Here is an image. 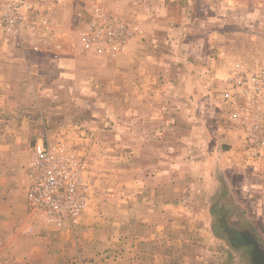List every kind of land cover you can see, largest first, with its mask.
<instances>
[{"label":"rangeland","instance_id":"rangeland-1","mask_svg":"<svg viewBox=\"0 0 264 264\" xmlns=\"http://www.w3.org/2000/svg\"><path fill=\"white\" fill-rule=\"evenodd\" d=\"M15 1L10 14L0 0V39L16 70L2 76L16 86L8 96L30 101L18 107L33 120L22 167L34 144H61L81 176L77 219L91 197L121 199L133 180L131 194L167 213L156 226L178 230L176 246L249 264L218 221L225 212L227 226H248L264 246V0ZM117 199L98 208L122 210ZM109 221L117 249L102 258L117 261L121 230L139 220Z\"/></svg>","mask_w":264,"mask_h":264},{"label":"crops","instance_id":"crops-1","mask_svg":"<svg viewBox=\"0 0 264 264\" xmlns=\"http://www.w3.org/2000/svg\"><path fill=\"white\" fill-rule=\"evenodd\" d=\"M4 45L6 42L0 39V264H225L231 262L225 260V257L222 258L225 254H220L221 252L218 253L221 258L212 260L204 258L202 256L204 247L199 244L193 246L184 241L176 246L172 235L178 230L172 226L163 227L161 222H159L160 226H156L157 221L168 217L167 213L148 208L151 202L146 192L142 195L131 194L130 187L135 185L133 180L123 181L126 189L121 199H117L113 194H109V197L106 194L107 196L102 200L91 197L87 210L72 224L67 222L51 224L43 214L30 210L26 194L22 191L23 183L29 182L27 166L22 167L19 157L28 154L26 140L32 131L29 123H33V120L31 115L26 114L27 110H22L25 114L18 111V107L21 108L23 105L27 107L30 101L18 103L15 95L8 96V91H12V88L16 92V86L11 78L3 81L2 76L16 74V70L9 64L8 58L11 57L12 52H8L9 49L6 51ZM162 87L163 85L159 84L156 88L157 92L160 88L162 90ZM173 111L175 116L180 115V112L183 113L176 108ZM125 171H131V168L127 166ZM153 176L155 177L154 173ZM139 187L143 190L145 188V186ZM116 199L122 201V210L115 209L110 212L111 214L105 215L98 208V203L104 204L105 207L107 205L114 207ZM136 201L140 202L138 212L134 209ZM117 217L138 219L139 227L138 230H121L123 237L120 260L113 261L102 257L107 252L117 249L115 241L118 238L112 237L114 229L109 226L110 223L113 224L109 220ZM102 220L106 222L105 230L97 234L96 226H99L97 221ZM149 224L153 227H148ZM180 231L186 232L188 229L183 227ZM102 236H105V240L101 238ZM195 250L197 252H194ZM99 251H102V254L99 255Z\"/></svg>","mask_w":264,"mask_h":264},{"label":"built area","instance_id":"built-area-1","mask_svg":"<svg viewBox=\"0 0 264 264\" xmlns=\"http://www.w3.org/2000/svg\"><path fill=\"white\" fill-rule=\"evenodd\" d=\"M19 8L15 0H7L3 6L10 14H15ZM15 21L16 16L8 19L10 25ZM73 155L64 151L58 143L38 142L33 146L26 198L29 208L42 212L51 224L76 219L85 204L81 176Z\"/></svg>","mask_w":264,"mask_h":264},{"label":"water","instance_id":"water-1","mask_svg":"<svg viewBox=\"0 0 264 264\" xmlns=\"http://www.w3.org/2000/svg\"><path fill=\"white\" fill-rule=\"evenodd\" d=\"M220 219L222 222L220 223ZM226 214L220 215L218 224L233 248H243L249 264H264V246L257 235L248 227H229L225 223Z\"/></svg>","mask_w":264,"mask_h":264}]
</instances>
